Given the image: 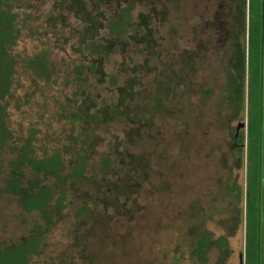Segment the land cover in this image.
<instances>
[{
	"label": "rangeland",
	"instance_id": "rangeland-1",
	"mask_svg": "<svg viewBox=\"0 0 264 264\" xmlns=\"http://www.w3.org/2000/svg\"><path fill=\"white\" fill-rule=\"evenodd\" d=\"M11 1L20 37L10 51L11 139L0 154V251L39 234L29 264H239L244 233L230 237L223 208L226 186L244 190L245 178L233 164L237 102L226 103L222 89L225 0H83L103 28L81 47L84 25L63 12L65 23L54 19L59 0ZM128 5L132 27L118 39L110 21ZM41 51L54 67L50 82L22 67ZM81 111L91 117L95 158L111 165L100 178L66 183L65 208L59 216L53 208L59 224L49 227L5 191L10 164L31 135L37 157L72 159L83 140L68 142V118ZM30 178L24 170L23 181ZM43 183L56 200L57 182ZM205 233L227 237L228 250H209L200 263L193 251Z\"/></svg>",
	"mask_w": 264,
	"mask_h": 264
},
{
	"label": "trees",
	"instance_id": "trees-1",
	"mask_svg": "<svg viewBox=\"0 0 264 264\" xmlns=\"http://www.w3.org/2000/svg\"><path fill=\"white\" fill-rule=\"evenodd\" d=\"M41 1L45 2V0ZM13 3L11 0H0V154L4 152L7 143L11 139L6 117L7 106H9L8 97L12 92V82L17 64L13 60L10 51L20 37V30L16 24L19 15L13 12ZM59 3L60 6L54 19L65 23V18L61 17V12H63L71 14L74 19L84 25V29L77 33V42H79L80 47L91 41L98 31L103 28L92 17L93 14L87 12L83 0H59ZM130 8L131 6L128 5L126 9L124 8L120 11L119 16H114L110 21V32L115 34L118 39H123L127 31L132 27L129 20ZM22 9L26 10L27 7L22 5ZM97 51L100 54H106L102 47H98ZM48 55L47 51H41L36 55L21 59L23 70L33 73L36 80L50 82L54 67L48 61ZM76 70L78 69L76 68ZM61 111V114L66 113L64 105H61ZM103 116L105 117L106 115ZM134 116L136 118V115ZM90 118H88L86 111H81L78 114L72 113L69 116L72 133L69 134L68 142L77 143L78 140H83V143L80 149L76 150L73 158L68 159L67 162L60 151L37 157L32 147L33 140L30 139L32 138L31 135L17 151L16 159L10 164L12 175L5 187V191L16 197L18 205L26 212H38L49 227H55L59 224L58 219L53 216V208H56L58 216L65 208L64 204L68 197L65 184L71 181L84 183L87 180L92 181L91 179L93 178H100L105 171L109 170L111 165V161L106 155H100L99 159L95 158V153L93 152L94 144L91 140ZM93 118L95 120L99 119L98 115H93ZM24 170H28L31 174V178L27 181H23ZM89 175H92V177ZM46 178H53L60 186V193L56 200H53L51 187L43 183ZM261 187L260 183L252 184L250 185L249 193H259L261 192ZM230 190L236 192V187L233 185ZM86 212L87 207L83 204L77 212V217ZM252 236L250 234V237ZM39 246L40 237L37 234L18 248L0 251V264H29L31 255L39 249ZM212 249L217 251L228 250L227 238L221 237L217 240H212L211 235L207 233L200 235L197 238L193 254L200 263H203L206 260V254Z\"/></svg>",
	"mask_w": 264,
	"mask_h": 264
},
{
	"label": "flooded vegetation",
	"instance_id": "flooded-vegetation-1",
	"mask_svg": "<svg viewBox=\"0 0 264 264\" xmlns=\"http://www.w3.org/2000/svg\"><path fill=\"white\" fill-rule=\"evenodd\" d=\"M222 5L223 34L218 41L222 89L226 103L237 102L233 164L245 172L244 190L234 184L233 192L226 186L228 201L223 200V208L230 218L226 231L233 237L243 230L239 264H264V0H225ZM257 183L261 192L250 194V185Z\"/></svg>",
	"mask_w": 264,
	"mask_h": 264
}]
</instances>
